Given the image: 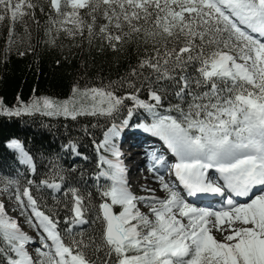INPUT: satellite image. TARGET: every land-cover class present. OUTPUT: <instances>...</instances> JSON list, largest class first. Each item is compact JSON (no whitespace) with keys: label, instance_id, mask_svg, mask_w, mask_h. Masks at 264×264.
<instances>
[{"label":"snow or ice","instance_id":"1","mask_svg":"<svg viewBox=\"0 0 264 264\" xmlns=\"http://www.w3.org/2000/svg\"><path fill=\"white\" fill-rule=\"evenodd\" d=\"M49 3L61 17L51 23L59 24L69 35L83 36L87 31L89 43L99 37L113 50L134 41L145 45L138 65L141 71L133 69L132 75L143 77L149 99H140V88L129 81L127 86L135 91L124 96L105 86L74 88V94L80 92V101L43 97L11 109L0 100V114L20 116L43 110L48 116L72 119L80 115L112 117L125 99L131 100L134 104L128 117L134 108L152 115L151 124L136 127L159 136L175 154L177 162L170 167L189 195L223 193L227 188L247 200L238 203L228 197L219 209L197 207L163 176L158 179L167 193L165 198L134 195L120 159L123 153L114 142L128 125L125 119L119 125L112 123L96 146L113 157H99L102 170L97 179L110 181L99 193L102 202L96 219L103 224L99 237L86 235L82 227L73 232V228L89 224L86 214L92 207L91 193L85 196L76 188L65 193L72 196L65 242L58 219L40 209L30 188L22 193L27 202L21 199L19 181L11 180L22 214L30 208L34 215L28 216L29 221L44 235L34 258L26 247L32 237L7 216L0 203V264H264V0ZM38 6L32 0H0V21L5 19L4 13L13 24L22 21L25 15L34 16L32 10ZM81 10H85L83 14ZM67 24L72 28L65 27ZM143 70L148 71L147 76ZM10 146L19 150L21 162L34 173L36 165L20 142L13 140ZM153 159L163 163V157L153 155ZM209 169L219 174L224 187L209 180ZM50 171L51 181L45 179L41 184L59 191L65 177L57 165ZM138 202L145 203L147 213ZM117 205L118 212L114 210ZM213 229L223 238L218 240Z\"/></svg>","mask_w":264,"mask_h":264},{"label":"trees","instance_id":"2","mask_svg":"<svg viewBox=\"0 0 264 264\" xmlns=\"http://www.w3.org/2000/svg\"><path fill=\"white\" fill-rule=\"evenodd\" d=\"M32 2L39 4L32 10L34 16L25 15L22 21L13 24L9 14L4 13L5 19L0 21V100L6 108L15 109L43 97L56 101L74 97L80 101V92L74 94V88L83 90L111 86L116 95L124 96L135 91L127 86L129 81L140 88V99H149L143 77L132 75L133 69L141 71L138 65L145 55V45L134 41L113 50L99 37L89 43L87 31L83 36L79 34L69 38L59 24L51 23L61 17L51 8L49 0ZM23 10L29 11L26 7ZM84 11L81 10L82 14ZM143 72L144 76L148 75L147 70ZM142 84L144 87H141ZM169 99L176 102L171 96ZM133 104V101L125 99L121 110L112 117L80 115L72 119L63 115L48 116L42 114L43 110L20 116L0 114V177L19 181L21 192L29 187L38 206L60 222L65 242L68 237L64 219L72 215V196L65 193L70 188L79 189L85 196L91 193L92 207L86 214L89 224L82 226L86 235L99 237L102 231L103 224L96 217L100 215L97 206L102 202L99 193L105 187L92 176L99 164L95 159L98 152L96 146L105 129L125 118ZM133 111L140 118L152 117L142 108H134ZM14 138L21 141L33 158L36 165L33 175L27 169L20 172L14 156L8 151L6 143ZM71 144H76L80 153L88 159L71 158L66 149ZM52 165H57L65 177L57 194L41 184L45 179L51 181ZM29 181L33 183L29 184ZM79 231L81 227L73 230Z\"/></svg>","mask_w":264,"mask_h":264},{"label":"rangeland","instance_id":"3","mask_svg":"<svg viewBox=\"0 0 264 264\" xmlns=\"http://www.w3.org/2000/svg\"><path fill=\"white\" fill-rule=\"evenodd\" d=\"M65 27H67V28H72V25L71 24H67V25H65ZM62 31H64L63 29H62ZM64 33L69 37V38H73V37H75V36H77V35H79V33H76L75 35H69L66 31H64ZM147 95H148V92H147ZM54 101H56V100H54ZM57 102H59V101H57ZM20 107H22V106H20ZM133 118V122H135L136 121V117H132ZM124 128V127H123ZM13 140H16V139H12V140H10L9 142H8V147L10 148V150L11 151H16L15 149H13V148H11L9 145L11 144V142L13 141ZM102 140H103V137H102ZM101 140V141H102ZM16 141H18V140H16ZM21 143V142H20ZM101 143V142H100ZM22 145V144H21ZM69 150L71 151H73L74 152V154H76L77 153V149H76V145L75 144H73L70 148H69ZM100 150H102V153H106L107 151H105L104 149H100ZM16 153V152H15ZM17 155H19V153H16ZM99 178H102V177H99ZM12 179H1L0 178V183H3V184H6V185H8L9 187V189H10V192H9V195L11 196V199L10 198H8L7 196H1V193L2 192H4V188H1V186H0V203H3V205H4V211H5V213L7 214V216L8 217H10L11 215H10V210H13L14 209V211L16 212V213H19L20 214V216H24V222L27 224V226H28V228H29V230L32 232V233H34L35 231H34V229L33 228H31V222L27 219L28 218V216H30V213H29V211H27L26 213H24V214H22V212H23V207L21 206V204L17 201V199H16V188H15V186L14 185H11V184H9V181H11ZM7 190V189H6ZM54 191H56L55 189H54ZM21 194V199H23L25 202H27V198L26 197H24L23 195H22V193H20ZM156 194V195H155ZM8 195V196H9ZM150 196H156V197H160L161 198V196H160V194L159 193H153V194H149ZM9 196V197H10ZM144 204V205H143ZM142 205V206H141ZM141 205H139L138 207L140 208V210L142 211V212H144V213H146V212H148V207L145 205V203L144 202H141ZM12 206V207H11ZM10 207V208H9ZM145 210V211H144ZM12 219H13V217H12ZM20 219H21V217H20ZM19 223V222H18ZM225 227H226V225H225ZM212 234L213 235H215L216 236V238L219 240V239H222L223 237H222V235H221V233L220 232H218V231H216L215 229H213V232H212ZM39 245V244H38ZM36 246V247H34V249H36L37 247H40V246Z\"/></svg>","mask_w":264,"mask_h":264},{"label":"bare ground","instance_id":"4","mask_svg":"<svg viewBox=\"0 0 264 264\" xmlns=\"http://www.w3.org/2000/svg\"><path fill=\"white\" fill-rule=\"evenodd\" d=\"M144 131V130H143ZM144 139V143L146 145H154V142H156L159 138L152 134V135H147ZM125 140V139H124ZM10 146V145H9ZM11 147V146H10ZM124 148V146H122ZM12 148V147H11ZM144 148V147H142ZM21 158V154L19 150L15 149ZM25 151V150H24ZM22 159V158H21ZM159 176H156V174L152 173V169H147L145 174H141L139 176V179L143 182L140 188V191H146L148 194H153V193H158L160 192L161 194L164 193V190L161 187L160 180L158 179ZM156 195V194H155ZM208 202V201H207ZM141 205V202L138 203V206ZM144 205V204H143ZM142 206V205H141ZM12 207V206H11ZM10 208V207H9ZM145 211V210H144ZM147 213V212H146ZM12 218V217H11ZM20 224V223H18Z\"/></svg>","mask_w":264,"mask_h":264}]
</instances>
